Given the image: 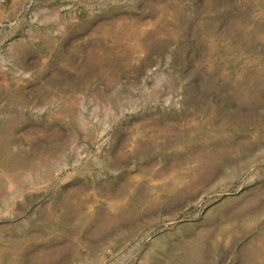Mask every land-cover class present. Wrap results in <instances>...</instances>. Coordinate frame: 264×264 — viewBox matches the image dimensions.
Segmentation results:
<instances>
[{
	"label": "rangeland",
	"instance_id": "obj_1",
	"mask_svg": "<svg viewBox=\"0 0 264 264\" xmlns=\"http://www.w3.org/2000/svg\"><path fill=\"white\" fill-rule=\"evenodd\" d=\"M0 264H264V0H0Z\"/></svg>",
	"mask_w": 264,
	"mask_h": 264
}]
</instances>
